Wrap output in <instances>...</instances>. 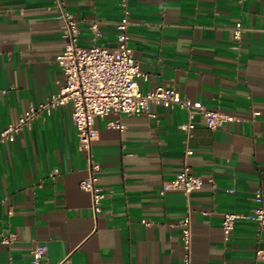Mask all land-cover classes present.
Returning a JSON list of instances; mask_svg holds the SVG:
<instances>
[{
    "label": "crops",
    "instance_id": "1",
    "mask_svg": "<svg viewBox=\"0 0 264 264\" xmlns=\"http://www.w3.org/2000/svg\"><path fill=\"white\" fill-rule=\"evenodd\" d=\"M129 4V41L144 73L140 87L174 83L235 120L212 130L195 114L187 140L178 125L191 118L178 106L151 104L152 115L96 116L91 155L108 196L95 215L91 194L79 185L87 159L71 106L41 116L13 141L0 142V264H32L37 244L47 246L48 264H183L180 222L187 215L190 264H264L255 256L264 233L258 236L249 217L258 188L264 204V0ZM63 7L79 20L80 45L115 47L120 0H64ZM60 14L56 0H0V88L8 89L0 94V133L62 82L54 61L63 48ZM92 20L100 21L98 38L88 26ZM114 120L124 127L109 126ZM186 144L203 186L188 194L162 192L180 170ZM224 212L246 216L229 238Z\"/></svg>",
    "mask_w": 264,
    "mask_h": 264
},
{
    "label": "built area",
    "instance_id": "2",
    "mask_svg": "<svg viewBox=\"0 0 264 264\" xmlns=\"http://www.w3.org/2000/svg\"><path fill=\"white\" fill-rule=\"evenodd\" d=\"M63 1L56 0L61 11L63 48L54 58L62 70L63 80L47 101L38 104L30 103L14 123L7 125L0 133V142L13 141L17 134L24 128L31 127L41 116L51 114L57 107L70 105L72 122L78 134L79 148L85 153L87 159L88 173L80 180L79 185L91 194L92 209L96 215L102 210L103 201L108 196L98 185L100 166L91 155L92 142L97 137V130L93 127L96 116H105L109 113L152 115L151 104L178 106L185 109L191 118L189 122L178 125L179 129L186 131L187 140L196 126L192 120L195 114H200L206 126L212 130L221 128L225 123L233 122L235 116L209 108L199 100L191 99L174 83L159 84L147 90L140 87L138 78L144 73L134 58L129 41L128 28L132 14L129 0H120L122 16L115 22L116 45L114 48L102 44H93L89 47L80 45L79 20L64 10ZM88 26L93 37L98 38L103 35L100 21L92 20ZM241 29L242 23L237 22L234 29L236 38L241 36ZM7 91L6 88H0V94H6ZM108 125L121 129L124 127L120 120L111 121ZM192 153V148L186 144L182 166L171 180L163 184L162 192L179 188L188 194L203 186L202 177L195 174L188 163ZM58 173L59 169L55 168L53 175ZM254 199L257 204L249 217L257 221V234L260 236L264 233V204L261 188L255 190ZM241 217L246 216L236 212L223 213L222 230L225 238H229L236 221ZM144 223L149 224V221L144 220ZM180 227L184 247L183 264H190L193 233L189 215L181 220ZM3 241L7 239L4 238ZM46 252V245L37 244L31 252L32 264H48ZM255 256L257 260L264 262V246L256 248Z\"/></svg>",
    "mask_w": 264,
    "mask_h": 264
}]
</instances>
